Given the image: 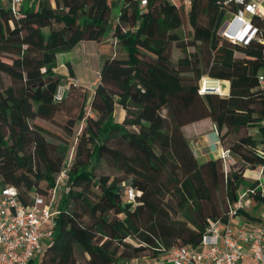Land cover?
<instances>
[{
	"label": "trees",
	"instance_id": "trees-1",
	"mask_svg": "<svg viewBox=\"0 0 264 264\" xmlns=\"http://www.w3.org/2000/svg\"><path fill=\"white\" fill-rule=\"evenodd\" d=\"M141 1L25 0L15 14L0 0V185L17 187L27 203L54 187L63 170L68 175L53 235L35 264H122L175 246L196 248L207 219L233 218L246 171L264 164V44L233 43L219 33L225 0H147L144 8ZM106 37L115 40L114 51L101 57L91 95L64 83L58 54ZM174 47L184 53L176 62ZM204 77L228 81L229 94H202ZM60 86L66 90L57 101ZM86 102L74 158L66 160ZM117 108L125 111L122 121ZM204 118L234 157L227 171L219 156L199 160L183 130ZM36 120H59L65 137L56 145ZM102 166L123 176L112 178ZM258 185L247 187L252 208L238 213L247 225L263 201ZM127 186L134 203L125 200Z\"/></svg>",
	"mask_w": 264,
	"mask_h": 264
},
{
	"label": "built area",
	"instance_id": "built-area-1",
	"mask_svg": "<svg viewBox=\"0 0 264 264\" xmlns=\"http://www.w3.org/2000/svg\"><path fill=\"white\" fill-rule=\"evenodd\" d=\"M2 1L10 6L13 13L20 14V7L25 0ZM190 1L184 0L186 6ZM225 3L229 8L219 33L233 43L246 44L257 39L264 44V26L260 24L264 22V0H225ZM146 4L147 0H142L141 8ZM205 81L200 88L202 94H223V81L207 80L208 84H213L209 91H205ZM259 83L264 86V73L259 76ZM65 90V86L58 88L55 95L57 101L63 98ZM214 150L218 151V156L227 165L235 163L230 150L222 147H214ZM259 154L264 157V147L259 149ZM256 169L259 172L257 189L263 196V201L254 224L247 225L238 215L239 211L247 210L252 203L254 192L249 188H242L230 211L233 218L228 223L207 219L206 230L198 247L175 246L157 257L144 256L126 260L122 264H264V183L261 181L264 164ZM67 178V172L63 170L54 187L44 194H33L27 203L20 199L17 187L0 185V264H30L41 253L45 242L53 235L52 217L57 195ZM125 200L128 203L135 202V192L131 186L126 187ZM238 220L243 222L238 224Z\"/></svg>",
	"mask_w": 264,
	"mask_h": 264
},
{
	"label": "rangeland",
	"instance_id": "rangeland-1",
	"mask_svg": "<svg viewBox=\"0 0 264 264\" xmlns=\"http://www.w3.org/2000/svg\"><path fill=\"white\" fill-rule=\"evenodd\" d=\"M120 10V4H118L114 9H113V15L114 16H118ZM227 17H225L224 21L226 20ZM108 37H106L105 39H107ZM114 41V40H113ZM115 43V41L113 42ZM94 51H81V48L76 47V48H72L71 50H67L65 52H60L58 54V58L59 61H61V55L65 54L67 56H69L70 60L73 63V72L75 73V76L77 78V81L79 84H81L82 86H84L85 88H90V86H92V83L95 79H97V70H99V57L102 56H108L111 55L114 51V46L111 42L108 41H103L102 43L98 44L96 46V48H94ZM192 51V49H190ZM118 51L121 52V49L119 48ZM184 56L183 51L180 48L174 47L173 49V61H177L178 59L182 58ZM89 58V62H87L88 60H86V58ZM87 58V59H88ZM66 60V59H64ZM204 77L202 78L201 82H200V88L202 87L203 81H205ZM207 80H210V78H207ZM205 81V83L207 84L208 81ZM209 86L213 85L211 83L208 84ZM226 84H222V90L224 91V87ZM91 95V92L88 90L87 92V96ZM84 107H86L84 109V112L81 114V118L82 121L76 125V127L74 128V135L68 140V146H69V150L67 151V155H66V160H71L74 158V149L77 146V136L79 135V133L81 132L82 126H83V120L84 118L87 116L88 112H87V102L84 104ZM115 117L116 120H119L120 116L117 113H115ZM38 124L44 126L45 128L49 129L52 133L50 140L55 143L56 145L60 142V138L65 137L64 133H63V129L62 126L60 125V121H52V122H47V121H41V120H36ZM184 130V129H183ZM185 132V131H184ZM250 133H252L254 136H258L260 137V135L258 134L256 129H251ZM186 134V132H185ZM192 146V145H191ZM194 147H196L194 145ZM192 147V148H194ZM194 150V149H193ZM195 153V151H194ZM224 168L225 171L229 170L230 166L227 165L224 162ZM99 171L105 173L106 175H110L112 178L114 177H122L123 175L118 172L115 169L112 168H108L107 166H102L101 169H99ZM259 178V172L257 169H248L245 173V178H244V183H243V189L247 188L252 182H254L256 179ZM261 181L262 183H264V175L261 176ZM41 186L43 188H46V183L42 182ZM97 194H98V189L94 188L90 193L89 196L91 197V199L95 200L97 199ZM60 197H61V192L58 193L57 195V202L55 204V208H57L59 202H60ZM252 203L250 205H248L247 210H250L252 208ZM85 218H88V214H86L84 212ZM237 222V220H236ZM241 220H238V224H241ZM246 224V223H243ZM247 226V225H246ZM77 260L80 262H84V256L81 252H77ZM36 259H34L32 261V264H35Z\"/></svg>",
	"mask_w": 264,
	"mask_h": 264
},
{
	"label": "crops",
	"instance_id": "crops-1",
	"mask_svg": "<svg viewBox=\"0 0 264 264\" xmlns=\"http://www.w3.org/2000/svg\"><path fill=\"white\" fill-rule=\"evenodd\" d=\"M105 40L108 42H111L112 44L115 41V40L113 41V39H111L110 37H108ZM100 43H102V42H100ZM100 43L96 42V41H82L79 44H77L74 48L80 47L81 51H83V52L90 51V50L94 51L95 50L94 48H96V46ZM87 58H86V60H88L87 62H89L90 59L89 58L87 59ZM61 59L62 60L59 61V58H58V67H57L56 71L58 74H60L63 77V82L66 84H68L71 81H75L78 83L74 72H73L74 77L73 78L70 77L69 68H68L66 63L69 62L72 65V70H73V63L70 60L69 56L62 54ZM64 59H66V60H64ZM100 59H101V57H99L98 66L100 65ZM97 72H98V70H97ZM97 82H98V77H97V79H95L93 81L92 86H90V88H88V90L91 93L93 91L94 86L97 84ZM223 83L226 84L224 87L223 94H229V91H230L229 82L223 81L222 84ZM117 112L120 116L118 121H122L125 117V111L117 108L115 113H117ZM183 129L186 132V136L189 139L192 147H194V145L196 146L193 149L195 151L196 157L199 160L206 161V160H209L211 158L218 156V154H217L218 151L214 150V147L220 149L222 146L220 144L219 136H218V133L216 132L215 125L210 118H204L202 120L188 124V125L184 126Z\"/></svg>",
	"mask_w": 264,
	"mask_h": 264
},
{
	"label": "bare ground",
	"instance_id": "bare-ground-1",
	"mask_svg": "<svg viewBox=\"0 0 264 264\" xmlns=\"http://www.w3.org/2000/svg\"><path fill=\"white\" fill-rule=\"evenodd\" d=\"M208 84V83H207ZM209 91V90H208Z\"/></svg>",
	"mask_w": 264,
	"mask_h": 264
}]
</instances>
